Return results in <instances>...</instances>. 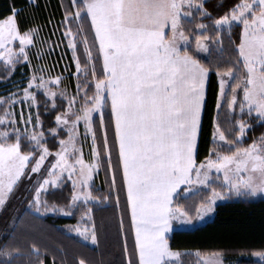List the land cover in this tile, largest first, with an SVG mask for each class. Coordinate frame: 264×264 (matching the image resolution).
<instances>
[{"label": "snow or ice", "instance_id": "snow-or-ice-1", "mask_svg": "<svg viewBox=\"0 0 264 264\" xmlns=\"http://www.w3.org/2000/svg\"><path fill=\"white\" fill-rule=\"evenodd\" d=\"M70 8L75 11L64 9V36L73 37L68 40V48L72 50L77 66L74 75L83 72L85 79L77 81L76 94L71 98H68L67 89L60 93L67 99V107L56 114V127L49 129L52 135L59 137L62 133L58 129L63 127L67 137L58 140L60 148L53 154L41 143L43 132L29 134L27 129L21 132L16 126L19 123L33 127L42 125L39 113L33 124L31 111L27 118L21 113L19 120L9 112V108L18 102L19 90L0 96V108L3 109L0 115V207L7 205L25 175L31 177L33 173H41L46 158L53 155L55 160L47 167L43 180L38 181L39 186L35 187L29 205H34L35 211L40 212L41 191L49 185L57 187L64 172L68 173L73 185L69 207L76 206L81 198L85 203L97 199L91 194L89 181L93 167H99V161L106 157L107 172L111 173L112 179L109 193L103 199H109L112 192L117 191L119 207L116 181L120 176L131 216L134 246L129 250L125 239L126 264H182V253L173 251L166 239L172 217L187 215L181 208L172 206L178 189L185 186L183 190L187 194L190 190L187 186L210 188L207 202L202 205L207 211L212 210L211 204L218 198L264 193V133L245 147H235L250 127L247 119L264 121V0H237L223 15L214 19L205 7V0H70ZM6 11L9 14L0 18V62L10 78L18 64L28 63L31 68L27 49L36 46V36L41 29L33 26L21 32L17 18L19 9L13 3ZM206 19H210L217 39L225 31L231 35L234 26L240 28L239 43L234 44L233 49L238 53L236 64L227 69L216 68L219 91L215 106L218 113L227 99L228 109L237 115L235 106L239 103L238 115L243 116L246 112L247 119L235 120L231 129L235 131V138L228 140L217 118L213 117V143H225L209 148L208 155L197 163L206 80L212 68L189 51V45L193 31L208 30L209 25L201 22ZM192 21H197L194 29L187 27ZM72 22L78 26L76 33L72 32ZM88 33L93 34L91 45ZM80 34H84L83 39L76 41L75 36ZM205 39L206 36H196V53L209 51ZM17 40L19 47L14 43ZM45 43L48 42L40 41L41 45ZM80 43L85 46L86 62L91 64L90 80L87 79V68L80 67ZM45 55L43 48L35 53L37 59ZM241 61L243 72L239 82L232 84L229 98L231 79L225 77L235 76ZM32 71L28 86L23 90L24 101L32 100L29 109L37 103L31 91L37 79L39 83L35 87L43 89L45 96L56 95L47 88L49 81L43 75L46 69L41 68L39 76L35 69ZM51 79L59 83L61 77ZM93 84L94 91L89 94ZM52 107L54 110L55 102ZM96 112H99L98 128L103 137L104 155L99 151L94 127ZM81 121L86 134L92 136L90 164L77 155L80 151L76 147L77 126ZM13 136L14 140L11 139ZM223 147L234 148V151L222 152L219 149ZM36 149H39L38 156ZM29 164L30 172L26 167ZM213 169L216 170L215 178L211 174ZM43 207L45 211H64L56 204L49 207L47 201ZM200 211L198 209V213ZM120 224L123 234V216ZM73 230L85 239L89 234L92 241L97 239L94 229L77 226ZM32 250L40 255L35 245ZM13 251L18 253V249L8 245L0 246V255L4 257H10ZM220 255V252H214L206 264H220L217 259ZM254 255L264 258V251ZM4 264H11V261L6 260ZM38 264H45V261L41 259ZM79 264H86V261L80 259Z\"/></svg>", "mask_w": 264, "mask_h": 264}, {"label": "trees", "instance_id": "trees-1", "mask_svg": "<svg viewBox=\"0 0 264 264\" xmlns=\"http://www.w3.org/2000/svg\"><path fill=\"white\" fill-rule=\"evenodd\" d=\"M237 0H205V7L211 18L223 15ZM15 4L20 22V30L23 32L27 27L39 26L40 31L36 36V46L29 49L31 65L36 71L41 68L49 76H61L62 83L68 88H75L73 72L75 65L72 50L68 48V42L64 36L65 27L62 23L64 9L70 8V0H0V18L9 14L6 9L11 4ZM63 5V7H62ZM192 21L187 27L194 29L195 23ZM207 23L209 28L206 32L191 33V44L195 36H208L207 57L197 58L202 63L210 64L212 71L208 75L206 84V103L202 109V123L199 130V147L196 161L202 160L208 155V149L214 147L212 142L213 117L217 118L221 130L225 132L228 140H234L235 131H231L236 119H247V113L238 115L239 103L235 106L237 115H233L227 104L220 107L218 113L216 109V94L219 85L216 75V68L227 69L236 64L238 53L234 51V44L239 43L240 28L234 26L232 34L227 31L222 37L217 39L216 32L211 26L210 19L201 21ZM77 24L72 22V32H77ZM187 34V32H186ZM93 34L88 33L89 45L92 43ZM47 41L44 45L40 41ZM84 44L78 46L80 65L87 68L88 77L91 79V64L86 62L84 55ZM47 53L43 58L37 59L35 53L41 50ZM189 51L196 54L193 47ZM93 55L96 49H92ZM27 74L29 69L27 64H23ZM236 75L232 78V84L238 83V79L243 72L242 63L235 69ZM5 68L0 71L2 80L6 77ZM80 77V76H78ZM12 79H18V73L14 71ZM231 84V85H232ZM94 90V84L90 92ZM37 109L42 120V128L48 133V129L55 126L54 117L63 110V105H57L53 110L51 103L42 94L37 96ZM46 109L48 111H46ZM108 110L105 119L109 118ZM255 115V114H253ZM250 127L244 137L235 147L247 146L253 139L264 133V121L259 118L247 119ZM99 117L96 116L94 127L97 130V143L100 145L99 151L104 155L103 137L99 132ZM238 131V129H236ZM112 133L109 132V142L111 143ZM46 146L50 150H56L58 143L56 137L49 136L45 140ZM222 152L233 151L234 148H220ZM25 150H28L25 148ZM115 163V157L113 159ZM99 169L95 175V183L91 194L97 197L98 202H89L90 219L96 233V243L91 246L82 241L77 235L67 228L76 224L80 217V209L76 208L70 216L35 213L32 208L24 207V203L29 199V195L19 202L17 192L10 198L4 208H0V246L8 245L12 249H18V253L13 251L10 257L0 255V264L10 260L11 264H38L43 259L45 264H79L80 259H84L86 264H126L124 257V244L127 238L129 250V235L131 223L126 204V194L121 188V178L117 176L116 186L119 190V207H117V191H113L109 199L103 197L109 193V184L112 175L107 172V159L99 161ZM218 186V185H213ZM16 193V194H15ZM210 195V188L201 189L187 196L178 194L174 199V205L182 207L187 216L194 218L198 207L203 204ZM72 197V186L65 180L59 187L50 189L43 194L47 204L63 207L67 206ZM123 216V234L121 233V217ZM14 218V219H13ZM11 222V224H10ZM171 249L182 253L180 259L182 264H200L197 257L199 254L220 252L227 264H264V261L251 257L256 252L264 251V198H238L229 199L219 203L215 208V213L209 221L195 228L188 230H173L167 236ZM35 245L39 249L40 255L32 250Z\"/></svg>", "mask_w": 264, "mask_h": 264}, {"label": "rangeland", "instance_id": "rangeland-1", "mask_svg": "<svg viewBox=\"0 0 264 264\" xmlns=\"http://www.w3.org/2000/svg\"><path fill=\"white\" fill-rule=\"evenodd\" d=\"M83 35L84 34H80V35L75 36V40L76 41L82 40L83 39ZM205 36H201V37L203 38ZM206 37L208 39V36H206ZM72 38L73 37H66L67 42H68L69 39H72ZM207 39L204 40V43L208 46ZM192 40H193L192 41L193 44H191V42H190L189 47L192 46L194 52L196 53V51H195L196 36ZM14 43H15V46L16 47H19V41L18 40L15 41ZM97 47H98V45H97ZM30 48L31 47H29L27 49L28 52H29V49ZM207 54H208V52H199V53H196V55H198L199 57H207ZM241 63H242V61H241ZM23 64H25V63L18 64L15 67V72L18 73V79L9 78L7 72H6L7 73L6 74V77H8V79L2 80V78H0V96H7L9 93L16 92L17 90H19V94L20 95H19L18 102H16L12 107L9 108V112H13L15 114L16 119L19 120L21 113H23L24 117L27 118V116L29 114V111H31V115H32V118H33V124L35 123V117H36V115L38 113V109H37V105H38L37 96L38 95L42 94L47 100L50 101L51 106H53V102H55V105L56 106L57 105L58 106L59 105H63V110L60 111V112H63L64 109L67 107L68 101H67V99H65L64 97H62L60 95V93L62 91H64L65 89H67L68 98H71L73 95L76 94V91H77V81L78 80H81L82 81V80L85 79V76H84L83 72L80 73V75H79L80 77L74 75L77 72V66H76V63L75 62H74L75 71L73 72L74 81H75V88L74 89H70L65 84H63L62 83V77L61 76H59V77H61V79H60L59 83H57L54 79H51V78L58 77V76H49V75L43 73L44 79L49 81V83L47 84L48 90L50 92L56 93V95L54 97L53 96H45L43 89H37L35 87V84H38L39 83V79H37L34 82V85L31 87V91L35 94V100H36L37 103H36V105H33L31 107V109H29V105H32V100L31 99H28L26 102L24 101V99H23V97H24V91L23 90H24V88L26 86H28V78L33 75L32 69H34V67H32V65H31V68H30L29 67V64L26 63L27 64V67L29 69V72L27 74H25L26 71H25V68L22 67ZM80 67L83 69V66L80 65ZM84 68H86V67H84ZM2 69H4V66H3V63L0 62V71ZM36 74H37V76H39V74H40L39 73V70L36 71ZM232 78L233 77H231V78L225 77V79H231V82H232ZM207 79H208V77H207ZM239 79H238V81H239ZM217 80H218V84H219V78L218 77H217ZM206 82H207V80H206ZM231 84L228 85V97L229 98L231 96V87H232ZM81 87H83V84H81ZM89 94H91V92H89ZM240 95L241 96L243 95L242 88L240 89ZM81 96H83V93H81ZM224 102L227 104V99H225ZM77 106H79V105H77ZM109 111H110V109H109ZM2 114H3V109L0 108V115H2ZM94 115H95V117L96 116L99 117V112L94 113ZM54 121H55V117H54ZM16 126L21 130V132H24L25 129H27V131H28L29 134H31L33 132H43L44 133V137L41 140V143H43V144H45V140L49 136H54V135H52L49 132V129H48V133H46L43 130L42 125L41 126L33 127L32 124H29V125L25 126L23 123H19ZM54 127H56V124H55ZM77 128H78V137H77V140H76V147L78 149H80V151L77 153V155L80 156L84 160V162L86 164H90V163H92V155H91L92 136H91L90 133L89 134H86L85 125H84V122L83 121H81V122L78 123ZM0 130H2V129H0ZM58 131L61 132L62 135H60L59 137L54 136V137H56L57 143H58V140L59 139H64V138L67 137V131H65L63 129V127L59 128ZM211 138L213 140V127H212V137ZM11 139L14 140L15 137L13 136V137H11ZM23 139L26 141L27 140V137L25 136V137H23ZM241 139H242V137L240 138V140ZM224 143L225 142H218V144H224ZM218 144H215L214 147H217ZM243 147H245V146H243ZM59 148H60V145L58 143V147L56 148V150H53V151L50 150V151L54 154L55 151H57ZM219 150L221 151V149H219ZM233 151H234V149H233ZM38 154H39V149H36V155L38 156ZM71 159H75V157H71ZM54 160H55V156L54 155L50 159L49 158H46V162H45L46 166H42V172L41 173H33L31 175V177L25 175L22 178V181L17 184L15 192H17V198H20L19 199V202L22 201L24 198H26L28 195H29V199L32 200L33 195H34V189H35V187H38L39 186L38 185V181L43 180L44 176L47 175V167H51V163ZM32 163H35V161H32ZM26 167L28 168V171L30 172L31 171V165L30 164L29 165H26ZM98 169H99V167H93L92 177H91V179L89 181V183H90V191L93 189L92 188L93 186H97L96 183H95V179L94 178H95V175L98 172ZM78 171H79V166H77V173H78ZM211 174H212V177L215 178V176H216V170L213 169ZM220 178H221V180H223V173L222 172L220 173ZM73 179H76V176H73ZM65 180H67V181L70 182V184L72 186V191H73L72 181L68 179V173L67 172H64L62 174V181H61V183L57 187H59ZM57 187H55V188H57ZM187 187H189L190 190H189V192L187 194L185 193V196H187V195H189V194H191L193 192L199 191L201 189H205L204 186H200V185H193V186H187ZM50 189H53V187L51 185H49L45 190H42L41 193H40V200H41V203H42V207H41L40 212H36L35 211L34 205H29V200L24 203V207H30V208H32V210L35 213H38V214H41V215L54 214V215H62V216H70V214L76 208H79L80 209V213H79L80 214V217H79L78 222L76 224L70 225L67 229L70 232L78 235L82 239V241L84 240V241H86L88 243L89 242H92V239H91L90 234H89L88 238L85 239V237L81 236L79 233H77L76 231L73 230L77 226L80 227L81 229H85V228H87L89 230H92L93 229V226L91 224V219H90V211H89L90 208L88 207V203L89 202L88 203H85L84 200H83V198H81L80 200H78L76 202V206H74V207H69L68 205L67 206H63V207L57 206L58 208H63L64 209L63 212H61L59 210H56V211H45L44 210V207H43V203L45 202V200L43 198V194L46 191L50 190ZM257 197L264 198V193H257L255 196H252V195H236V194H233L231 196L218 198V199H216L215 201L212 202V204H211V209L212 210L211 211H207V210H204L202 208V205H204L207 202V200H206L201 206H199L198 209H201V211L199 213L196 212V217L194 219H191L189 217H185V215H176L174 217V220H176L178 224H177V227L175 229H192V228H195V227H197L199 225L204 224L205 222H207L210 219H212V217H213V215L215 213V208H216V206L219 203L228 201L231 198L238 199V198H257ZM8 202H7V204H8ZM90 202H98V200L97 199H94V200H91ZM48 206L51 207L52 205H49L48 204ZM4 207H6V206H4ZM4 207H0V208H4ZM179 208L182 209V207H179ZM183 212H185V211L183 210ZM85 213H87V214H85ZM209 213H210V216L208 218H206L209 215ZM185 218H187V219H185ZM182 220H186L185 221V226H184V223L182 224V222H181ZM10 224H11V222H10ZM172 229L173 228L171 226V223H169V230L167 232V235H169L173 231ZM172 250L173 251H177V250H174V249H172ZM212 254L213 253L199 254V255L196 254V255H197L198 259H199V263L200 264H206V262L212 257ZM201 257H203V259H201ZM251 257H253L254 259H257V260L264 261V258H262L260 256H256L254 254L251 255ZM217 259L220 262V264H227L228 263V262L227 263L225 262V260H224V258H223L222 255H220Z\"/></svg>", "mask_w": 264, "mask_h": 264}, {"label": "crops", "instance_id": "crops-1", "mask_svg": "<svg viewBox=\"0 0 264 264\" xmlns=\"http://www.w3.org/2000/svg\"><path fill=\"white\" fill-rule=\"evenodd\" d=\"M206 84H207V82H206ZM219 85V84H218ZM218 91H219V89H218ZM217 111V110H216ZM112 133V132H111ZM112 136V135H111ZM112 140V139H111ZM212 142H213V140H212ZM215 145V144H214ZM200 161H197V163H199ZM184 187L185 186H182L180 189H178L177 190V194H174V197H173V199H175V197L178 195V194H180L181 196H185V193H184ZM197 192V191H196ZM194 193V192H193ZM126 194V193H125ZM173 204H174V202H173ZM202 205V204H201ZM200 205V206H201ZM173 207H178V206H174V205H172ZM199 208V207H198ZM197 212H198V209H197ZM128 214H129V219H130V223H131V216H130V213L128 212ZM210 216V213H209V215L206 217V218H208ZM174 217L175 216H173L172 217V219L169 221V223H171V226H172V230H188V229H175L176 227H177V221L176 220H174ZM185 217H189V216H186L185 215ZM195 217H196V215H195ZM194 217V218H195ZM190 218V217H189ZM194 218H191V219H194ZM185 219H187V218H185ZM185 221L186 220H182L181 222H182V224L184 223V226H185ZM188 221V220H187ZM187 226V225H186ZM131 227V226H130ZM181 228V227H180ZM76 235V234H75ZM170 235V234H169ZM78 236V235H77ZM167 234H166V239H167ZM79 237V236H78ZM80 238V237H79ZM81 239V238H80ZM82 240V239H81ZM84 241V240H83ZM85 243H87V244H89V245H91V246H93V245H95V243H96V241H92V242H86V241H84ZM123 244H125V242H123ZM129 244H131L132 245V248H133V246H134V235L132 234V232H131V230H130V235H129Z\"/></svg>", "mask_w": 264, "mask_h": 264}]
</instances>
